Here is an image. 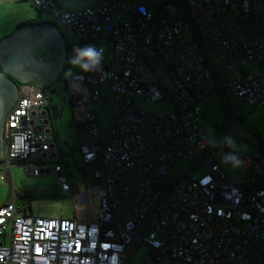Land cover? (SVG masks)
<instances>
[{"label": "built area", "instance_id": "1", "mask_svg": "<svg viewBox=\"0 0 264 264\" xmlns=\"http://www.w3.org/2000/svg\"><path fill=\"white\" fill-rule=\"evenodd\" d=\"M23 1L63 28L72 48H103V75L20 83L0 159L11 189L0 206V264H135L141 247L152 264H264V147L243 153L239 167L226 163L232 178L201 119L214 98L232 117L239 105L264 106V0H95L75 11ZM60 84L77 109L84 163H101L88 218L18 205L16 170L71 189L51 98ZM137 99L168 111H144ZM179 160L189 167L162 186Z\"/></svg>", "mask_w": 264, "mask_h": 264}, {"label": "rangeland", "instance_id": "2", "mask_svg": "<svg viewBox=\"0 0 264 264\" xmlns=\"http://www.w3.org/2000/svg\"><path fill=\"white\" fill-rule=\"evenodd\" d=\"M63 6L71 10H81L89 7L95 0H58ZM24 9L21 4L14 0H0V41L11 35L17 26V12ZM33 21H51L49 15L41 14L37 9ZM64 32L63 28H61ZM65 34V32H64ZM66 36V34H65ZM67 38V37H66ZM101 42V45H104ZM73 50V48H72ZM44 52L39 51L38 56H43ZM73 55V51H72ZM257 70V67L254 68ZM74 72L80 71L78 68ZM52 103L57 109V125L60 138L65 141L64 149L68 153L69 172L71 173V189L66 190L62 184L51 175L30 176L22 171L16 170V190L31 189L33 191L55 190L62 196L55 199L32 200L30 210L36 216L47 217H67L76 215L88 218L91 215V205L89 202V189L94 185L93 173L100 169V160L90 164H85L82 159L80 143L83 136L77 129V109L69 102V94L65 84H60L51 94ZM135 106L155 115H161L168 111L164 102H148L145 99H137ZM235 108L233 117L228 112L225 104L220 98H214L201 105V119L203 125L208 129L212 146L219 147L214 153L217 163L232 178L236 174L224 162V155L230 148L225 144V138H231L235 144V155L239 158L247 150L253 147H264V106L254 105L240 106ZM110 114L106 117L107 121ZM233 149V148H230ZM190 163L186 160L176 162L165 179L161 181L162 186L170 184ZM204 167L198 168L197 174L205 173ZM1 177V173H0ZM10 187L0 178V206L5 202L10 193ZM18 198V195H17ZM26 208V207H24ZM148 248L141 247L134 259L135 264H152L147 261Z\"/></svg>", "mask_w": 264, "mask_h": 264}, {"label": "water", "instance_id": "3", "mask_svg": "<svg viewBox=\"0 0 264 264\" xmlns=\"http://www.w3.org/2000/svg\"><path fill=\"white\" fill-rule=\"evenodd\" d=\"M40 50L46 56H38ZM67 55L65 34L55 23L24 24L0 42V159L6 118L18 100L20 83H53L62 74Z\"/></svg>", "mask_w": 264, "mask_h": 264}, {"label": "clouds", "instance_id": "4", "mask_svg": "<svg viewBox=\"0 0 264 264\" xmlns=\"http://www.w3.org/2000/svg\"><path fill=\"white\" fill-rule=\"evenodd\" d=\"M73 55L69 57L68 64L71 66L64 72V78L70 83L78 75L73 69H79L80 73H100L102 72V61L104 59V49L93 45L76 46L73 48ZM225 144L235 150L234 141L231 138H225ZM224 162L232 164L233 167H239L243 162L233 153L224 155Z\"/></svg>", "mask_w": 264, "mask_h": 264}, {"label": "trees", "instance_id": "5", "mask_svg": "<svg viewBox=\"0 0 264 264\" xmlns=\"http://www.w3.org/2000/svg\"><path fill=\"white\" fill-rule=\"evenodd\" d=\"M1 42V41H0ZM66 44H67V47H68V55H67V58H66V62H65V65H64V69H63V72L62 74H64L65 70L68 69L69 67H71L69 64H68V59L69 57L72 56V46H71V43L70 41L68 40V38H66ZM69 164V162L67 163ZM23 196H28V195H31L30 198L28 200H25V201H18V205L21 209H25L27 210L28 212L30 210H32V207H31V201L32 200H40V199H55V198H59L61 197L62 195L55 191V190H40V191H33L31 189H26L24 191H20ZM19 192V193H20ZM18 193V195H19ZM26 207V208H24Z\"/></svg>", "mask_w": 264, "mask_h": 264}, {"label": "crops", "instance_id": "6", "mask_svg": "<svg viewBox=\"0 0 264 264\" xmlns=\"http://www.w3.org/2000/svg\"><path fill=\"white\" fill-rule=\"evenodd\" d=\"M15 3L17 4H21L22 7L24 9H22L21 11L17 12V20H16V29L14 31H16L20 26L24 25V24H43V23H53L51 21H45V20H42V21H36L34 22L33 21V18L35 17L36 15V8L33 7L31 4H29L28 2L26 1H23V0H14ZM38 10V9H37ZM40 12V11H39ZM41 13V12H40ZM42 14V13H41ZM66 38V36H65ZM66 62V60H65ZM65 65V64H64ZM64 69V67H63ZM62 75V74H61ZM60 75V76H61ZM60 135V133H59ZM81 144L80 143V147H81Z\"/></svg>", "mask_w": 264, "mask_h": 264}, {"label": "flooded vegetation", "instance_id": "7", "mask_svg": "<svg viewBox=\"0 0 264 264\" xmlns=\"http://www.w3.org/2000/svg\"><path fill=\"white\" fill-rule=\"evenodd\" d=\"M43 52H44V55L46 56V52L45 51H43ZM30 196L31 195L23 196V194L20 192L19 195H18V201H21L22 202V201L28 200L30 198Z\"/></svg>", "mask_w": 264, "mask_h": 264}]
</instances>
